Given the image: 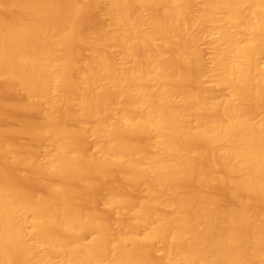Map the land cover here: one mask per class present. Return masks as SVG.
I'll return each mask as SVG.
<instances>
[{"label": "bare ground", "instance_id": "1", "mask_svg": "<svg viewBox=\"0 0 264 264\" xmlns=\"http://www.w3.org/2000/svg\"><path fill=\"white\" fill-rule=\"evenodd\" d=\"M0 264H264V0H0Z\"/></svg>", "mask_w": 264, "mask_h": 264}, {"label": "rangeland", "instance_id": "2", "mask_svg": "<svg viewBox=\"0 0 264 264\" xmlns=\"http://www.w3.org/2000/svg\"><path fill=\"white\" fill-rule=\"evenodd\" d=\"M202 47H203V49L205 50V54H206V56L208 57L209 56V50L207 49V47H208V44H204L203 43V45H202Z\"/></svg>", "mask_w": 264, "mask_h": 264}]
</instances>
